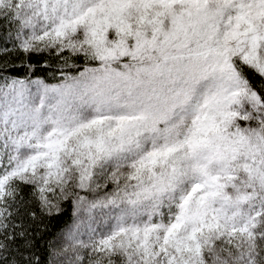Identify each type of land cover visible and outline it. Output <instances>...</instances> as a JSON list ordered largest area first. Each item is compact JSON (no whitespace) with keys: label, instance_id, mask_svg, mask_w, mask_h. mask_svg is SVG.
<instances>
[{"label":"rangeland","instance_id":"obj_1","mask_svg":"<svg viewBox=\"0 0 264 264\" xmlns=\"http://www.w3.org/2000/svg\"><path fill=\"white\" fill-rule=\"evenodd\" d=\"M10 6L24 49L86 44L100 61L57 84L0 88L8 175L49 209L76 200L58 264H80L81 249L197 264L218 245L255 264L264 108L230 57L264 76V0H0Z\"/></svg>","mask_w":264,"mask_h":264},{"label":"trees","instance_id":"obj_2","mask_svg":"<svg viewBox=\"0 0 264 264\" xmlns=\"http://www.w3.org/2000/svg\"><path fill=\"white\" fill-rule=\"evenodd\" d=\"M21 25L11 6L0 11V88L13 79L57 84L100 65L94 48L86 44L77 50L53 46L24 49L18 39ZM230 61L239 81L257 95L264 108V76L239 55H232ZM9 165V153L0 137V264H58L62 259L55 258L57 238L72 220L75 197L72 192L65 198L56 197L49 209L34 183L8 175ZM259 226L250 251L255 264H264V213ZM80 254V264H128L121 250L81 249ZM201 259L197 264H241L227 257L219 245Z\"/></svg>","mask_w":264,"mask_h":264}]
</instances>
